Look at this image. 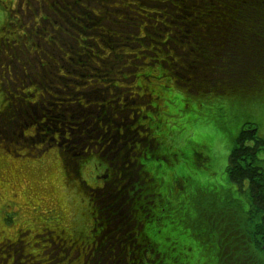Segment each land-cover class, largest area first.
<instances>
[{
  "label": "rangeland",
  "instance_id": "obj_1",
  "mask_svg": "<svg viewBox=\"0 0 264 264\" xmlns=\"http://www.w3.org/2000/svg\"><path fill=\"white\" fill-rule=\"evenodd\" d=\"M82 3L86 4V0ZM51 13L47 0H0V27L3 26L0 29V136L3 137H0V264L12 251L15 257L7 256L4 264H161L156 262L148 245L140 246L145 226L142 215L149 212L142 210L141 204L151 213L158 208L153 223L155 231L159 229L164 236L168 229H173L178 234L169 235L174 252L179 249V239L189 233L184 217L192 210L190 219L197 222L195 229L203 228L206 234L220 231L216 242L221 246V264H250L247 254L261 252L250 247L244 235L240 237L231 230L228 222L230 218L240 220L237 199L246 204L247 185L229 181L225 165L232 138L244 122H254L258 134L264 138V97L253 104L240 103L236 97L194 93L169 76L154 79L160 70L150 67H140L136 71L138 80L134 81L133 67L141 60H131L132 46L126 47L128 43L112 48L104 46L110 37L98 40L100 55L92 58L98 59L99 69L90 65L96 76L87 78H94L91 81L94 89L89 90L85 87L88 83L79 76L84 57L69 53L74 58L67 60L64 48L68 46L56 42L63 49L61 53L47 40L53 32L45 20L52 22L56 18ZM36 24L47 31L44 42L35 41L36 35H40L32 29ZM104 27L115 31L106 24ZM71 31L79 34L77 29ZM124 49L127 56L122 54ZM34 51L38 52L37 57ZM143 57L150 62L147 56ZM71 63L76 70L66 73L64 64ZM145 73L150 76L144 77ZM65 74L67 78L63 79ZM59 84H69L77 90L83 87L84 92L89 90L80 99L85 106L67 105L70 100L63 98L64 92L56 86L60 87ZM150 88L162 94L153 97ZM18 106L21 112L16 111ZM47 125L51 131L55 130L44 132ZM19 129L22 134L17 135ZM35 130L50 135V141L63 140L62 146L52 141L41 148L42 143L36 139L19 140L20 136L33 135ZM160 145L161 154L174 161L172 167H167V160L162 157L158 170L165 179L172 172L173 183L179 189L175 202L174 199L164 202L156 188L147 194L149 173L137 177L138 155L148 149L153 158ZM36 149L40 151L36 153ZM258 154L264 171V150L260 149ZM208 155L212 158L210 162ZM186 159L190 161L187 163ZM204 163L207 168H202ZM103 168L121 176L118 184L110 182L109 173V185L105 188L100 176L105 173ZM120 168L121 174L117 171ZM78 178L102 192L90 198V191L78 189ZM126 187L127 197L123 198L122 192L117 195V191ZM94 201L101 205L100 209ZM53 215L58 225L65 228L60 240L54 238L56 233L49 232L55 230ZM94 223L101 224L96 228ZM95 228L104 234L99 248L90 253L89 247L84 246L89 230ZM199 233L191 232L190 242L204 253L216 251L215 241L200 238ZM157 248L161 250L158 243ZM242 251L246 255L240 262Z\"/></svg>",
  "mask_w": 264,
  "mask_h": 264
},
{
  "label": "trees",
  "instance_id": "obj_2",
  "mask_svg": "<svg viewBox=\"0 0 264 264\" xmlns=\"http://www.w3.org/2000/svg\"><path fill=\"white\" fill-rule=\"evenodd\" d=\"M47 1L52 7L51 15L56 18H53L52 22L46 19L45 24L49 25V31L53 34L48 38L45 37L44 33L47 32L45 28L41 24H36L32 29L40 35H36L35 41L43 40L44 42L47 38L48 42L55 44L61 53L63 49L56 42L64 43L66 47L68 46V49L64 48L67 52V60L74 58L69 53L75 56L82 55L84 59L80 63L84 64V67L79 72V76L88 83L85 87L89 90L94 89L91 83L94 78L92 80L87 78L95 77L94 68L99 69L98 59L92 58L100 55L98 40L110 37L114 42L110 39L105 41L104 46L112 48L128 43V45L125 44L126 47L132 46L131 60H141V63L133 67L134 81L138 80L139 75L136 71L140 67H150L160 70V73L153 76L154 79L157 80L162 76L168 79L169 76L176 84L189 88L194 93L229 96L232 99L236 97L240 103L253 104H258L257 99L264 97V0H86V4L82 3L85 0ZM12 10L10 8V15ZM40 21L44 22L42 18ZM103 24L117 32L105 29ZM0 29L2 30L3 26ZM70 29H77L79 34L75 31L71 33ZM91 51L95 54H91ZM125 51L124 49L122 54L127 56ZM34 56H38L37 51H34ZM143 56H147L150 62H147V58L143 60ZM63 59L66 60L65 57ZM72 64H64L66 73L76 70V66ZM70 66L74 69L69 68ZM91 70L95 72L91 73ZM147 76L150 75L145 73L144 77ZM62 77L66 79L67 74ZM59 85L60 87L56 86L58 90L64 92L63 98L70 100L66 102L67 105L85 106L81 105L80 99L81 96L88 95L89 90L84 92L83 87H78L79 90H77L72 89L73 87L69 84ZM137 85L140 87L139 84ZM48 87L51 89L52 85L49 84ZM151 90L154 91L151 93V95L154 94L153 97L162 94L155 88ZM22 95L25 96L24 93ZM16 111L21 112V106H18ZM96 127H99V124ZM40 130H42L41 126ZM54 130L51 131V127L47 125L44 132L52 133ZM164 130L162 133L167 135L168 132ZM20 134H22L21 129L17 135ZM25 138L32 141L36 139L37 142L42 143L41 148L52 142L50 135L38 134L36 130L33 135L20 136L19 140ZM260 149L264 150V138L258 134L254 122L246 121L232 138L225 165L229 181L237 182L241 186H244L246 182L247 185L246 204H242L233 196L240 207V220L233 221L230 218L228 222L231 224V230L240 237L244 235L249 246L261 252V256L255 253L247 254L250 256L248 260L250 264H264V171L261 164L262 158L258 154ZM162 150L167 151L163 147ZM39 151L36 149V153ZM208 154L210 155L211 151ZM141 155L147 172L153 175V182L149 183L147 194H151L156 188L155 191L160 193L164 202L169 199H174L175 202L179 189L173 183L172 172L165 179L164 174L161 175V171L158 170L163 158L167 160L165 161L167 167H172L171 163L174 162L172 157L167 158L166 154H161V145L157 147L153 158L148 149H145ZM171 155L176 156L173 153ZM209 155L206 158L210 162L212 158ZM189 161L186 159L187 163ZM181 165L185 163L182 162ZM207 167V163L202 165V168ZM154 178L157 182H154ZM172 190H174L173 194ZM236 190L239 189L234 191ZM158 214V208H154L148 217H145V214L142 215L146 224L143 231H149L152 241H155V244L158 243L159 248L163 250L157 262L161 264H221L219 256L221 246L216 242L220 231L206 234L203 228L195 229L197 222L194 223L190 219L192 214L190 210L186 212V218L184 217L189 233L179 239V249L174 252L169 235L170 233L176 236L178 234L172 232L173 229H168L164 236L158 232L159 229L155 231L153 223ZM190 231L193 233L201 231L198 234L200 238L210 241L213 239L217 244V250L204 253L203 249H199L190 242L193 239ZM163 240L166 241L165 245ZM193 253L196 255L194 256ZM241 254L239 259L243 262L242 259L246 253L242 251ZM200 257L203 258L202 261Z\"/></svg>",
  "mask_w": 264,
  "mask_h": 264
},
{
  "label": "flooded vegetation",
  "instance_id": "obj_3",
  "mask_svg": "<svg viewBox=\"0 0 264 264\" xmlns=\"http://www.w3.org/2000/svg\"><path fill=\"white\" fill-rule=\"evenodd\" d=\"M61 133H64V131H61ZM60 138V137H59ZM52 141L53 142H55V144H56V146H58V147H61L62 146V141L63 140H61V141H59L58 142V138L57 139H52ZM160 144H161V142H160ZM57 153H58V155H59V157H60V159H61V161H62V163H63V165L65 166V163L63 162V156H62V154H61V152H60V150L58 149L57 150ZM150 155H151V153H150ZM124 157H125V155H124ZM144 158H146V157H144ZM138 162H139V164H138V166H137V168L138 169H140V171H139V173H138V175H137V177L139 176V174H141L142 173V175L143 176H146V175H148V172H147V170H146V168H145V162L143 161V159H142V155H141V153L138 155ZM140 166H144V168L143 169H141L140 168ZM104 169V168H103ZM105 170V173L104 174H101L100 176H101V179L102 180H104V184H105V188H107L106 187V185L108 186L109 185V182H108V179H107V177H108V175H109V173L110 172H108L106 169H104ZM118 172H119V174H121V168L120 169H118L117 170ZM110 175L112 176V178H111V181L110 182H115V184H118V180H120L121 179V176L119 175V176H116V173H114V172H111L110 173ZM149 175H151L150 177H149V179H150V181L151 182H153L152 180H153V176H152V174H149ZM142 176V177H143ZM155 176V175H154ZM78 180H79V183H78V189L80 190V191H83V190H87V191H90V194H91V196H90V198H92V196H93V199H94V197L98 194V192H102L101 190H99L98 188H95L94 186H91L90 184H88L86 181H84V180H80L79 178H78ZM102 185H103V183H102ZM126 189H128L127 187L126 188H123V189H121V190H119V191H117L118 193H117V195L119 194V193H121L122 192V197L124 198V197H127L128 196V194H127V191H126ZM89 194V195H90ZM94 203L96 204V206H97V208L98 209H100L101 208V205H98L97 204V202H95L94 201ZM140 207L142 208V210H147V211H149L148 213H146L144 216L145 217H148V215L149 214H151V212H150V210L148 209V208H143V204H141L140 205ZM50 209H52V210H54L53 208H50ZM131 211H135V209H131ZM98 212H99V210H98ZM100 213V212H99ZM107 213V212H106ZM54 219L52 220V222H54L53 223V227L55 228V230L54 229H49V232H54V233H56L55 234V236H54V238L56 239V240H60V238L62 237V235H63V233H65V228L64 227H61L60 226V224L58 225V220L57 221H55V215H53L52 216ZM94 217H95V215L93 214L92 215V218H91V220L94 222ZM59 219V218H58ZM137 223H138V226H139V223H141L139 220L137 221ZM101 223H98V224H95L94 223V225H96V228L100 225ZM146 225V224H145ZM144 227V226H143ZM143 227H142V229H143ZM67 228V227H66ZM96 228L95 229H92V230H89V232H90V236H88L87 238H88V240H86V245L84 246V248H88L89 247V249H88V251L91 253L92 251H94V249L95 248H99V245H100V238L101 237H103V232L101 231V230H98V231H96ZM45 228H42V231L44 230ZM95 232H98V236H96V233ZM63 240H64V238H63ZM153 239L150 237V234H149V231H142V237H141V241H142V245H140V246H149V248H150V251L151 252H153V254H154V256H155V259H157L156 260V262L160 259V254H161V252L163 251L162 249L161 250H159L158 248H157V244H155V241H152ZM146 241V242H145ZM157 242V241H156ZM107 243V242H106ZM83 248V249H84ZM145 249H143V251H144ZM101 251V250H100ZM10 255H13L14 257H15V255L13 254V251L11 252V253H9V254H6V256L5 257H3L2 258V263L1 264H4V259L7 257V256H10ZM155 259H152L153 261H155Z\"/></svg>",
  "mask_w": 264,
  "mask_h": 264
}]
</instances>
